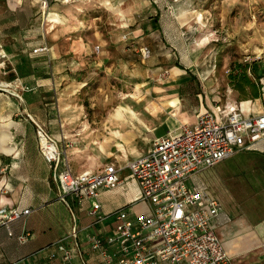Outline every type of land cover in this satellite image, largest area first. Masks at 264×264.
Listing matches in <instances>:
<instances>
[{
  "label": "crops",
  "instance_id": "crops-1",
  "mask_svg": "<svg viewBox=\"0 0 264 264\" xmlns=\"http://www.w3.org/2000/svg\"><path fill=\"white\" fill-rule=\"evenodd\" d=\"M49 4L48 0H0V51L5 53V57H0V72L8 66V71L15 72L18 80L27 85L26 66L32 60L38 64L35 67L38 73L43 74L40 80L39 77L37 79L40 83L38 91L30 94L28 89L23 96L19 94L23 101L0 90V206L31 210L29 215L12 224L14 236L0 227V264H60L58 260H49L48 255L53 248L51 245L70 233L73 217L81 229L82 249L85 250L89 235L100 230L108 233L113 229L114 218L111 214L114 211L125 208L130 217L148 212L150 207L140 200L138 185L125 168L126 164L146 155L157 137L182 125L195 124L201 113L213 111L215 105L220 104L215 99L218 96L217 86L212 85L208 77L198 79L202 88L195 104L183 101L180 89L185 78L180 68L173 65L174 73L170 75L168 86L151 87L150 83H136L137 89L147 86L151 95H155L153 100L145 95L144 100L140 101L136 99L139 93H130L125 104L95 107L93 113L101 116L82 118L84 108L65 103L73 97L72 93L78 86L77 81L71 79L79 76L77 72L80 70H85L86 75L91 77L96 73L91 68L96 65L103 66L105 70L110 69L109 63L113 64L114 61L113 65H121L126 57H134L138 49L134 43L130 45L122 41V31H112L97 42L87 31L89 26L86 21H81L74 10H65L62 23L53 22L49 27L53 28L51 32L54 34L53 41L49 42L45 33L48 32L45 25L52 23L48 21ZM132 32H135L139 46L149 47L151 58L157 60L155 63L167 62L169 60L166 59H173L172 55L177 62L184 52L185 44L178 37L180 32L177 28L164 30L159 24L157 28L141 26ZM44 44L50 48L48 53L32 52ZM96 46L99 47L98 51ZM209 61L212 62L211 59ZM201 71L203 73L204 70ZM254 81L259 83L258 98L252 99L247 91L242 95L245 100L227 101L220 105H237L244 115L263 113L264 75L254 78ZM202 83H206L205 88ZM61 84L66 85L61 92L50 88V85ZM173 99L177 102L175 106L170 103ZM37 125L47 131L59 146L77 142L75 131L80 130L79 126H84L80 134L90 130L89 136L84 135L85 143L98 147L92 159L98 166L83 171H98L109 163L121 169L119 175L122 184L115 189H102L99 192L101 214L105 217L101 223L90 226L93 218L86 212L90 200L79 204L75 198L68 196L66 204L59 199L57 185L52 180V169L39 151ZM245 151L261 154L264 160V152L259 149L238 151L231 157ZM66 161L73 172L82 171L73 170L67 158ZM234 166L220 176L229 175ZM124 171L128 173L123 175ZM212 194L219 197L214 191ZM223 207L221 204V212L213 220L217 234L223 232L224 236H229L236 229L235 234L243 232L238 242L223 239L218 234L233 263L237 259L238 264H264V218L258 217L257 222L247 220L244 223L248 225L241 223V229L236 226L240 222L230 221ZM26 232L30 234L29 239L24 243L19 242L16 237ZM89 261L92 262V259Z\"/></svg>",
  "mask_w": 264,
  "mask_h": 264
},
{
  "label": "rangeland",
  "instance_id": "rangeland-1",
  "mask_svg": "<svg viewBox=\"0 0 264 264\" xmlns=\"http://www.w3.org/2000/svg\"><path fill=\"white\" fill-rule=\"evenodd\" d=\"M48 1L50 13L58 14L61 18L65 16V10L76 11L80 20L86 21L87 27L89 26L87 31L97 42L112 31H122L121 36H126L123 35L122 41L130 45L134 43L138 49L134 52V57H126L129 65L126 60L121 65H113L115 61L113 64L109 63L111 70L96 65L91 68L92 72H96L91 77L86 75L85 70H80L77 72L79 76L71 79L76 80L78 86L72 93L73 97L65 103L70 102L74 106L84 108L85 114L82 118L101 116L93 113L95 107L125 104L130 93H139L136 99L140 101L144 100L145 95L153 100L155 95H151V90H147V86L137 89L136 83H150L151 87L168 86L171 82L170 75L174 73L173 65L185 68H180V73L185 78L182 80L184 82L181 84L180 98L192 104H195L197 94L202 88L198 79L208 77L211 84L217 86L218 96L215 99L223 105L227 101L238 102L242 99L243 94L233 85L242 72L246 71L252 79L264 75V0H71L73 3L70 0ZM52 24L53 22L45 25L49 42L54 38L51 32L53 28L49 29ZM159 24L164 30L174 27L180 32L178 37H181L185 46L177 62L174 61L173 55V59H166L169 61L161 64L155 63L157 60H153L151 56L147 59L141 57L140 48L146 45L139 46L136 42L137 36H134L135 32L132 31L141 26L157 28ZM37 66L32 60H29L26 66L25 78L28 83L22 85L29 88L30 94L40 89V83L37 81L43 74L38 73L35 69ZM201 70H204L203 73ZM161 74H165V77ZM16 76L18 75L15 72L8 71L7 66L0 72V81L9 84L4 92L23 96L24 90ZM47 76L50 77L49 74ZM202 84L205 88L206 83ZM65 86L50 85V88L61 92L65 90ZM18 99L22 100L19 97ZM53 102L57 104L54 99ZM79 129L75 131L77 142L71 141L69 146H59L63 156L77 172L98 166V163L92 160L98 147L85 143L84 135L86 133L89 136L90 130L80 134L84 126H79ZM233 166L229 175L220 176ZM127 173L124 171L122 174ZM195 176L194 180L203 182L211 193L214 191L219 196L230 221L240 222L236 223L238 228L242 229L241 223L247 226L248 223H244L247 220L257 222L258 217L264 218V160L261 154L245 151L226 159L216 167L202 169ZM236 231L237 229L230 232L229 236H224L223 232L218 234L223 239L229 238L238 242L243 232L235 234ZM238 263L237 259L234 260V264Z\"/></svg>",
  "mask_w": 264,
  "mask_h": 264
},
{
  "label": "built area",
  "instance_id": "built-area-1",
  "mask_svg": "<svg viewBox=\"0 0 264 264\" xmlns=\"http://www.w3.org/2000/svg\"><path fill=\"white\" fill-rule=\"evenodd\" d=\"M49 51L44 44L32 52ZM140 53L143 59L150 56L147 46L141 47ZM0 57H5L2 50ZM5 84L0 81L1 91L9 86ZM19 84L24 91L29 89L20 81ZM36 135L39 151L52 169L59 199L66 204L68 196L79 204L90 200L86 211L93 218L90 226L101 223L105 217L101 214L99 192L122 184L121 169L109 163L98 171L75 173L47 131L37 125ZM248 149L264 152V112L244 115L237 105H215L213 111L201 113L195 124L182 125L157 137L146 155L126 164L138 185L140 200L150 207L148 212L130 217L125 208L114 211L113 229L89 235L85 250L81 229L73 217L70 233L51 245L48 259L60 264H234L213 227L221 202L193 178L202 169ZM29 213L30 209L0 206V227L14 236L12 224ZM29 236L26 232L16 238L24 243Z\"/></svg>",
  "mask_w": 264,
  "mask_h": 264
},
{
  "label": "trees",
  "instance_id": "trees-1",
  "mask_svg": "<svg viewBox=\"0 0 264 264\" xmlns=\"http://www.w3.org/2000/svg\"><path fill=\"white\" fill-rule=\"evenodd\" d=\"M157 16V15H156ZM155 20V19H154ZM177 67L181 68V69H185L184 67H181L179 65H177ZM256 79V78H255ZM233 85L235 86V89H237L240 93H242L243 95L249 91L251 94V98H258V87H259V83L254 81V78H250L248 77L246 71L242 72L237 78H236V82L233 83ZM242 99L240 100H245L246 98H244L243 96H241ZM203 185H205L203 182H200ZM206 186V185H205ZM207 187V186H206ZM208 189V188H207Z\"/></svg>",
  "mask_w": 264,
  "mask_h": 264
},
{
  "label": "bare ground",
  "instance_id": "bare-ground-1",
  "mask_svg": "<svg viewBox=\"0 0 264 264\" xmlns=\"http://www.w3.org/2000/svg\"><path fill=\"white\" fill-rule=\"evenodd\" d=\"M48 21L56 22V23H62L63 19L58 14L50 13ZM5 86H7V85L5 84ZM170 103L172 106H175V104L177 103L176 99H173Z\"/></svg>",
  "mask_w": 264,
  "mask_h": 264
}]
</instances>
